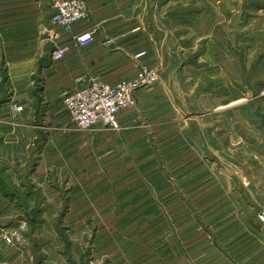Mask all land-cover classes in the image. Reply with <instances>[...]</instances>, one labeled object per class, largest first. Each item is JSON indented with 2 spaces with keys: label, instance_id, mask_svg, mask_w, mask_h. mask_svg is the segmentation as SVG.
<instances>
[{
  "label": "rangeland",
  "instance_id": "374dc122",
  "mask_svg": "<svg viewBox=\"0 0 264 264\" xmlns=\"http://www.w3.org/2000/svg\"><path fill=\"white\" fill-rule=\"evenodd\" d=\"M227 2L228 30L223 32L221 24L224 12L212 16V28L218 26L219 41L228 40L218 47L219 59L233 53L232 91H219L212 98L185 96L184 103L231 106L212 118L210 112L188 107L180 112L185 125L177 124L147 145V151L159 155L156 159L149 156L133 164L126 160L119 167L93 155L81 160L67 157L65 131L58 122L52 123L58 118L38 109L34 121L43 139L35 141L33 129H27L33 137L22 145L23 154L0 166L10 206L0 226V245L19 249L23 264H168V249L175 241L171 237L197 226L192 219H257L264 225V205L257 199L264 191V0ZM205 29L209 35V26ZM205 40L201 36L200 53ZM142 66L154 68L158 80L136 90L159 84L158 68L139 64L136 74ZM207 84L204 79L201 86ZM136 90L133 103L118 112L117 127L104 128L119 130L118 115L135 106ZM13 92L5 65L0 64V108L8 110L13 129L21 130L23 109ZM216 118L217 130L211 132L208 123ZM171 151L173 158L179 151L185 153V174L179 175L182 168L177 169L183 159L160 156ZM26 152L33 156L28 159ZM195 169L202 170L194 175ZM180 219L191 223L182 224Z\"/></svg>",
  "mask_w": 264,
  "mask_h": 264
},
{
  "label": "crops",
  "instance_id": "0c3cea01",
  "mask_svg": "<svg viewBox=\"0 0 264 264\" xmlns=\"http://www.w3.org/2000/svg\"><path fill=\"white\" fill-rule=\"evenodd\" d=\"M229 9L227 0H87L86 19L64 33L50 25L51 0H0V64L5 65L14 98L23 109L20 130L9 123L8 110L0 108V166L23 154L22 145L33 135L35 141L43 139L34 121L38 109L44 110L47 117L58 118L52 123L58 122L64 129L65 153L72 160L93 155L119 167L126 160L133 164L149 156L156 159L159 155L147 151V145L155 144L177 124L185 125L180 112L197 107V111L210 112L212 118L218 110L231 106L194 103L185 107L184 103L185 96L200 99L207 94L212 98L219 91H232L233 53L219 59L218 47L222 49L226 40L216 38L218 26L212 28V16L224 12L221 24L223 32L228 30L225 25L231 16ZM206 26L209 35L205 34ZM45 27L50 33L55 30L54 39L43 32ZM93 29L96 32L90 44L81 46L76 42L75 36ZM201 36L206 38L202 53L198 47ZM108 38L112 44L105 42ZM55 46L66 48L64 59L51 61L50 52ZM241 60L244 62L243 57ZM143 63L158 68L160 83L136 90L135 106L118 115V131L100 124L87 130L75 127L61 99L66 89L83 87L87 79L95 77L109 83L129 79ZM204 79L209 80L206 87L201 86ZM219 80L221 85L217 86ZM208 124L212 132L218 127L217 118ZM29 128L33 135L27 131ZM182 137L181 143L185 144ZM174 152L160 156L166 154L171 161L183 159L185 162L178 163L177 169L182 168L179 175L185 174V153L179 151L173 158ZM28 153L30 159L33 154ZM201 170L195 169L194 175ZM0 185L2 226L10 206L8 186ZM263 193L258 192L257 199L264 205ZM190 220L179 222L190 225ZM191 221L197 226L190 231L183 228L185 232L171 237L175 241L168 249V264H264V225L257 219ZM21 259L19 249L1 242L0 264H23Z\"/></svg>",
  "mask_w": 264,
  "mask_h": 264
},
{
  "label": "built area",
  "instance_id": "2783aa9c",
  "mask_svg": "<svg viewBox=\"0 0 264 264\" xmlns=\"http://www.w3.org/2000/svg\"><path fill=\"white\" fill-rule=\"evenodd\" d=\"M50 25L64 33H70L73 27L87 17V0H52ZM44 33L54 39L55 30L45 27ZM95 31L75 36L76 42L88 45L94 39ZM66 56V48L55 46L50 52L51 61H60ZM158 80V73L154 68L142 66L136 76L129 81L122 80L108 84L99 78H89L83 87L64 91L61 99L65 111L78 129L86 130L97 124L117 127L118 112L133 103L134 91L143 86H149ZM264 222V219H262ZM8 240L7 235L2 236Z\"/></svg>",
  "mask_w": 264,
  "mask_h": 264
}]
</instances>
